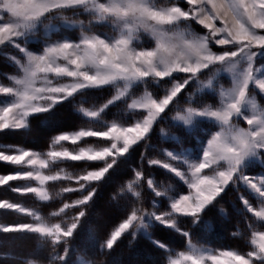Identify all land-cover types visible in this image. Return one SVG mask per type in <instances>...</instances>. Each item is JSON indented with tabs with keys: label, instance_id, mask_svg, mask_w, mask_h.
I'll use <instances>...</instances> for the list:
<instances>
[{
	"label": "snow or ice",
	"instance_id": "6c2138e0",
	"mask_svg": "<svg viewBox=\"0 0 264 264\" xmlns=\"http://www.w3.org/2000/svg\"><path fill=\"white\" fill-rule=\"evenodd\" d=\"M195 25L201 31L197 32ZM104 26L110 28V33L96 30ZM61 28H78L79 39L63 36L53 40L52 34ZM41 30L42 40L37 38ZM32 44L41 47L32 51ZM5 46L15 48L21 56L8 57L17 74L7 76L10 84H0V131L28 129L31 117L49 113L77 97L80 105L76 111L104 130L89 128L58 134L45 153L0 145V162L21 169L0 174V186L11 187L12 181H24L23 186L11 190L20 195L32 194L42 202L53 199L49 182L74 181L78 185L65 187L56 196L87 192L50 214L66 216L69 209L79 208L71 222L50 223L35 209L0 200V210H12L33 219L32 223L0 224V232L36 234L42 243L51 245L50 264H68V242L97 193V188L91 186L102 182L121 158L148 140L155 124L176 104L171 118L174 123L191 131L197 121L206 120L219 129L209 135L206 143L201 141L195 158L186 150L164 149L166 160H148L149 166L161 167L187 185V194H170L175 193L171 184L158 185L149 177L146 184L154 198L150 208H146L145 173L132 169L131 178L113 197L126 201L125 216L100 243L99 250L113 249L124 235L135 239L143 234L153 245L170 253L168 264H264V230H260L264 228V174L247 173L256 161L264 166V107L254 95L256 90L264 94V65L256 67L254 63L257 57L264 58V0H0V47ZM217 46L218 50H214ZM205 73L206 78L201 79ZM220 73L229 74L230 87L218 85ZM140 85L145 86L144 92L133 95ZM152 85L170 86L164 88L163 96H157L148 91ZM193 85L186 106L180 107L179 98ZM106 87L115 90L106 103L100 107L84 106L90 90ZM205 90L213 93L218 103L194 106L198 103L196 97ZM117 102L126 103L128 113H139L141 118L127 126L120 120L103 121L105 110ZM241 119L247 127L240 126L237 121ZM161 135L168 137L164 129ZM86 137L104 138L110 145H90L77 152L57 150L63 142L76 144ZM68 160L103 161L105 166L75 176L64 169L46 173ZM24 167L31 170H23ZM233 186L238 192L241 188L246 190L259 205L254 207L245 195H239L240 214L251 233L252 250L245 254L236 250L216 252L193 243L190 233L179 227V219L189 218L194 225L201 222L205 211ZM164 198L168 201L167 210L160 207ZM155 227L171 229L188 238L187 249L171 255L166 244L152 239L149 230ZM233 235H239V229ZM61 244L65 245L63 254L56 251ZM77 260L78 264H91L83 257ZM25 264L37 262L28 260Z\"/></svg>",
	"mask_w": 264,
	"mask_h": 264
},
{
	"label": "trees",
	"instance_id": "16d2710c",
	"mask_svg": "<svg viewBox=\"0 0 264 264\" xmlns=\"http://www.w3.org/2000/svg\"><path fill=\"white\" fill-rule=\"evenodd\" d=\"M65 15L71 17V12ZM79 19H86L79 17ZM197 32L201 31L200 26L195 25ZM79 32V29H72L71 35ZM98 32H109L110 28L104 26L96 29ZM59 29L53 33L51 38L59 39L62 34L69 31ZM65 32V33H64ZM68 35V34H67ZM66 35V36H67ZM44 33L41 30L37 38L43 39ZM30 50H39L40 44L29 45ZM10 56L20 57L21 54L11 46L0 47V82L7 84V76L16 75L17 68L12 61L8 59ZM255 64H264V58L257 57ZM207 73L201 77L205 79ZM218 85L228 86L229 81L226 75L220 73L217 77ZM170 85H161L156 88L154 85L148 87V91L153 92L157 96L164 95V88ZM195 85L188 89L177 102L180 107L186 106V98L188 93L193 92ZM145 90L144 85L138 86L133 95L139 96ZM115 94V90L106 87L101 90H90L87 94V104L85 107H100ZM256 100L261 107H264V97L256 91L254 93ZM198 103L194 106H203L205 104H216L218 98L208 90L196 97ZM80 105V98L77 97L72 103H63L57 105L49 113L37 114L30 118L29 128L16 131H0V145L19 146L23 149L34 150L39 153H45L49 150V145L54 136L61 133L76 132L81 129L104 130L102 127L91 124L85 120L76 108ZM177 110L174 104L163 115L154 126V129L148 140L135 146L125 158H121L115 166L106 175V178L99 184H93L91 187L97 188V193L93 201L85 209L86 215L82 218L78 230L68 242L70 253L68 255V264H78L77 257H83L91 264H168L169 252L153 245L149 238L143 234L137 235L135 239L131 235H124L111 250L101 252L99 245L103 242L111 230H113L125 216L126 201L114 195L117 194L119 188L126 180L131 178L132 169L143 170L145 173V183L143 185V206L150 208L154 194L147 188V178H153L157 184H171L175 189V193L184 194L188 188L178 179H173L172 174L167 170L158 166H149V159L166 160L163 150L179 152L186 150L195 157L200 151L201 141L204 143L209 135L216 130L214 124L206 120L197 121L196 126L189 131L185 126L178 125L172 121ZM141 114H130L127 111L126 103L117 102L105 110L102 116L103 121L111 122L120 120L125 126L132 124L135 120L140 119ZM161 129L168 133L165 138L161 135ZM207 133V135L205 134ZM176 137L173 140L172 137ZM110 144V141L100 137H86L76 144L70 141L63 142L57 148H66L75 150L81 147H103ZM143 154V156H142ZM103 161H65L55 165L50 172L55 173L59 169H64L72 175H81L87 170H95L104 167ZM18 166H12L6 162H0V174H7L16 171ZM249 175L264 174V166L256 161L247 169ZM25 184L24 181H12L9 186H0V200H8L13 203L22 204L26 208L35 209L38 213L45 217L50 223H56L59 220H67L71 222L79 208L69 209L66 216L52 217L50 214L58 210L65 202H72L87 192H70L61 193L56 196L57 192L65 187L76 188L78 185L74 181L49 182L48 190L53 196L50 201H39L34 195H20L11 189L20 187ZM91 187L88 191H91ZM245 195L253 204L258 207V202L243 188L238 192L236 188L230 187L214 205L210 206L203 214V219L197 224H193L189 218L181 217L179 219V227L183 231L190 233L191 240L197 245L210 248L212 250H236L241 254H245L252 250L249 243L250 231L247 224L240 214L242 204L239 195ZM160 201V198H156ZM168 201L166 198L160 202L161 210H167ZM223 210V214L221 213ZM252 219L251 214H247ZM30 216L17 214L12 210H0V224L10 225L18 223H32ZM239 229V235H233ZM264 230V228L260 229ZM152 239L161 240L171 250V255L175 256L187 248L188 238L182 236L171 229H163L155 227L149 230ZM65 245L61 244L56 251L60 254L64 253ZM52 248L50 243H42L36 234H16L0 232V264H25L28 260L36 261L37 264H50Z\"/></svg>",
	"mask_w": 264,
	"mask_h": 264
},
{
	"label": "rangeland",
	"instance_id": "374dc122",
	"mask_svg": "<svg viewBox=\"0 0 264 264\" xmlns=\"http://www.w3.org/2000/svg\"><path fill=\"white\" fill-rule=\"evenodd\" d=\"M66 31H69L68 33H66V34H60L62 37L63 36H66L67 34V37H69V38H71V39H73V40H77V39H79V32H76L75 30V33L73 34V35H71V31L72 30H66ZM65 31V32H66ZM64 32V33H65ZM143 39H145V40H147L148 38L146 37V36H143L142 37ZM53 40H55L54 38H52ZM146 46H152L151 44H147ZM214 50H218V46H217V48L216 49H214ZM33 51V50H32ZM35 51H38V50H35ZM17 58H19V57H17ZM262 65H264V64H255V66L256 67H261ZM224 75H226L227 76V78H228V81H229V84H228V86H224L225 88H227V87H230V85H231V79H230V76H229V74H227V73H223ZM8 80V79H7ZM0 84H4V83H2V82H0ZM8 84H10V81L8 80L7 81V84H4V85H8ZM256 91H258V90H256ZM259 92V91H258ZM261 94V93H260ZM263 97H264V94H261ZM257 101V100H256ZM258 103V102H257ZM239 124H240V126L241 127H247V124H246V122H244L242 119L240 120V121H237ZM217 127V126H216ZM219 129H218V127L216 128V130L215 131H218ZM214 131V132H215ZM70 133H74V132H70ZM71 142V141H70ZM206 142H207V140H206ZM205 142V143H206ZM110 144H107L106 146H109ZM93 147V146H92ZM103 147H105V146H103ZM83 148H87V147H83ZM94 148H102V147H94ZM62 149H64V148H57V150H62ZM25 150H28V149H25ZM79 150V148L78 149H75V150H69V151H73V152H77ZM32 151H34V150H32ZM36 152V151H35ZM193 158H195V157H193ZM259 162V161H258ZM19 170H21L20 169V167L18 166V168L16 169V171H19ZM23 170H31L30 168H28V167H24V169ZM95 170H97V169H95ZM16 171H13V172H10V173H7V174H12V173H15ZM47 173V172H46ZM47 174H53V173H47ZM35 182H33V184H34ZM187 186V185H186ZM188 192V191H187ZM187 192L186 193H184V194H187ZM207 248V247H206ZM187 249V248H186ZM210 249V248H209ZM214 251H216V252H222V251H229V250H214ZM220 259L222 260V261H226L227 260V258L226 257H220ZM85 260V259H84ZM85 261H87V260H85ZM78 262V261H77ZM88 262V261H87Z\"/></svg>",
	"mask_w": 264,
	"mask_h": 264
}]
</instances>
